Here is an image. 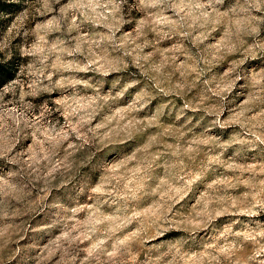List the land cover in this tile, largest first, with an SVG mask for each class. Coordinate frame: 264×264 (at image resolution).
Listing matches in <instances>:
<instances>
[{
    "label": "clouds",
    "instance_id": "obj_1",
    "mask_svg": "<svg viewBox=\"0 0 264 264\" xmlns=\"http://www.w3.org/2000/svg\"><path fill=\"white\" fill-rule=\"evenodd\" d=\"M0 264H264V0H0Z\"/></svg>",
    "mask_w": 264,
    "mask_h": 264
}]
</instances>
